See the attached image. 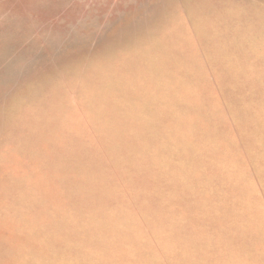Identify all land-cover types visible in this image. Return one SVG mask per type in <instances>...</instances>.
Returning a JSON list of instances; mask_svg holds the SVG:
<instances>
[{
    "label": "rangeland",
    "instance_id": "1",
    "mask_svg": "<svg viewBox=\"0 0 264 264\" xmlns=\"http://www.w3.org/2000/svg\"><path fill=\"white\" fill-rule=\"evenodd\" d=\"M0 264H264V0H0Z\"/></svg>",
    "mask_w": 264,
    "mask_h": 264
}]
</instances>
